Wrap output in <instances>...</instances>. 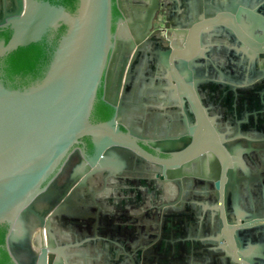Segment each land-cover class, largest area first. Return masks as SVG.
<instances>
[{
  "label": "water",
  "instance_id": "obj_1",
  "mask_svg": "<svg viewBox=\"0 0 264 264\" xmlns=\"http://www.w3.org/2000/svg\"><path fill=\"white\" fill-rule=\"evenodd\" d=\"M144 2L134 1L140 15L134 14L138 20L130 23L129 35L121 0L116 3L122 17L116 21L115 0H0V264H98L109 256L138 264L130 253L97 250L109 245L105 227L113 230V223L124 219L142 225L128 226L126 236L114 239L145 246L142 264H212V259L219 264L225 251L243 264H264V224L247 228L264 221V158L261 152L246 160L253 148L264 149V119L258 116L260 124L241 129L217 99L216 87L224 84L202 80L214 73L204 74L190 47L201 26H211L199 34L203 45L206 34L230 30L215 28L219 18L195 24L190 19L185 30H173L172 38L165 33L157 44L150 33L162 0ZM170 8H164V21ZM253 18L263 26L259 48L248 46L242 59L233 58L237 72L225 68L233 83L263 76L264 22ZM142 20L140 33L136 23ZM184 36L189 54L180 49ZM217 49L202 55L226 56L227 49ZM250 69L245 79L242 73ZM100 88L115 110L112 118L95 108ZM261 89L264 80L255 88ZM240 96L250 99L249 112L256 111L252 102L264 109L258 94ZM193 115L200 126L193 127ZM180 185L204 192L184 196L193 202L188 210H167L157 238L165 190L173 189L169 202L174 203ZM198 201L215 208L204 213L205 245L195 239L198 211L202 214ZM142 208L141 216H131ZM172 219L178 222L173 235L167 221ZM176 239L182 241L171 244Z\"/></svg>",
  "mask_w": 264,
  "mask_h": 264
},
{
  "label": "crops",
  "instance_id": "obj_2",
  "mask_svg": "<svg viewBox=\"0 0 264 264\" xmlns=\"http://www.w3.org/2000/svg\"><path fill=\"white\" fill-rule=\"evenodd\" d=\"M134 1H136L137 3L139 2L140 4H144V0H121V8L124 7L126 8L127 12H128V18H130V20H126V24L124 25V27L126 28V32L127 34H131V22L133 20V22L137 21L138 19H136L135 15L136 13H138L139 11H137V9H135L134 5ZM245 4H241V0H162V5H161V9L159 12H157V18L155 19L154 22V26L153 29L151 30L150 35L151 36H155L158 38L157 44H160L161 42V38L165 37L166 35L164 33H167V37L172 38V35L170 34L173 30H179L182 32L183 26L186 24V22H188L190 19H192V24L195 23H201V22H207V21H211L214 18H219V22L216 23L214 26H216L215 28H220V29H228L230 31L219 34L216 37H212L211 35H205L204 37V45L201 44V39L199 37L200 32H202L203 30H207L209 28H211L210 25H206V26H201L200 29L194 33V36L191 39L190 42V47L191 50H193V52H195V60L198 61H202L203 63V70H204V74H209V73H214V77L213 78H209V76L205 75L202 80H206V81H212L215 82L216 84H224V88H218L216 87V91H220L219 92V96H218V101L220 104H223L225 107H227V111L231 114H233V116L235 117L236 121L239 124V127L242 129L244 125H248V126H254L258 124H260L259 119L262 117L264 119V109H257L259 107L256 106V104H254V102L251 103V106H255L256 107V111L254 112H249L247 110V107L250 105L249 102V98H245L242 101L239 99L241 98V94H247L249 95H257L259 96V98L261 97V102L264 105V89H261L262 91H256L255 88L260 84V82L262 80H264V67H261L260 70L263 72V76L261 77H257L255 78L253 81L251 82H244V83H233L231 82L229 79L231 77L235 78L234 76H232L231 74L227 73V71L225 70V68L228 69H232L233 72H237L236 69L234 67H232L234 64H238L239 62L234 60V57H238L240 59H242L243 56L246 55V49L248 48V46H250L252 48V50L256 51V48H259L258 46V36L263 34V26L261 24H258L257 22H255V19L253 18V16L255 15L258 18V21H260V19H262V21L264 22V0H259V2H257V0H244ZM165 6H170V10H168V15H169V20H167V24L165 27H167L166 30H164V26L163 24L165 23L163 16H164V8ZM236 6L238 9L233 12V7ZM115 7L119 12V17H122L121 11L117 6L116 0H115ZM241 10H247L248 14L244 15V13L242 14ZM142 15L146 14V10H142ZM162 13V14H161ZM209 14H213V16H210ZM253 14V15H250ZM140 15V12H139ZM189 15L190 18H189ZM188 17V18H187ZM145 21L142 20V22H137V28H139V32L143 33L144 30V26H145ZM169 25V26H168ZM163 28V29H162ZM164 30L166 32L162 33L161 31ZM186 37H180V41H181V47L180 49L182 51H184L186 54H189V51L187 50L186 47ZM146 40V39H145ZM144 42V41H143ZM120 49L123 50L124 46H125V41L123 39L120 40ZM143 43H141L142 45ZM165 44V43H163ZM137 46V45H135ZM218 48V49H217ZM214 49L217 50H224L227 49L228 51L224 52L226 54V57L224 54H214L210 57H205V54L207 53L209 50L212 51ZM238 53V56H235V53ZM230 53V54H229ZM193 58V59H194ZM230 59V60H229ZM119 58L117 59L116 62H118ZM246 66V65H245ZM248 66V64H247ZM249 67H251V65L249 64ZM252 72V69L244 71L243 77L246 79L247 77H249ZM216 75V77H215ZM228 78V79H225ZM174 86V83H171ZM232 85L230 88L227 86ZM179 89V88H178ZM243 89L241 92L239 90ZM176 90V88H175ZM260 92V93H259ZM218 94H216L217 96ZM241 101V103H240ZM167 102V101H166ZM240 103V104H239ZM167 104V103H166ZM250 106V107H251ZM218 108V107H217ZM260 110V111H258ZM243 114V119L239 120L238 116L239 114ZM258 113V114H257ZM130 116V115H129ZM260 118H259V117ZM253 118V122H251V119ZM259 118V119H258ZM185 120L187 122V126L189 124L188 122V116H185ZM193 127H197L200 126L201 120L200 117L197 115H193ZM258 120V121H257ZM262 122V121H261ZM253 123V124H252ZM189 127V126H188ZM244 139L247 142L252 141V143L255 142V144H257V142H259L258 140H253L252 137H244ZM264 140V139H263ZM248 148H252V145L247 146ZM249 151V150H248ZM252 151V152H251ZM262 152V158H264V149L261 151L258 148H253V150H250V152L248 153L249 157H247V161L248 163L250 161H252L253 159H256L253 154H259ZM205 154H208L207 152ZM249 158V159H248ZM257 165V164H256ZM256 170H258L257 166H255ZM255 168H249V170L254 171ZM244 169V171H246V168H242V170ZM207 172H209V170L207 169ZM198 178V177H197ZM199 179V178H198ZM197 179V180H198ZM205 180H208L205 178ZM192 185V184H189ZM247 185L249 186V189H254V186L249 184V182L247 183ZM182 188V189H181ZM180 189H181V197L183 198H176L175 197V202L174 203H170V197L174 194V191L172 188L168 187L167 190H165V197L168 199L167 201H163V203L160 205V214H159V223L155 222V226L157 225L159 228V232L158 237L160 238L162 237V228H163V223L164 222V216L170 215L169 212H167V210L171 209V210H177V211H184V210H188L187 204L188 203H193L192 201H188L184 199V196H186L189 192H204L201 189H192V188H184L182 185H180ZM261 189L264 191V184H261ZM155 192H157L156 188H155ZM264 196V194H263ZM236 197V196H235ZM197 204H199V206L202 207V209H200V211L202 212L199 213L198 211V217H195L198 219V235L197 238H195L197 241H199V243L201 244H207V238L204 236L202 230V222H205V218H204V213H206L205 211L208 210H214V206H209L206 203H203L202 201H198ZM156 210V207H155ZM215 211V210H214ZM144 213V208H142V212H139L138 215L141 216ZM135 215H131L134 216L136 218L137 214L134 213ZM171 216H180V214H171ZM190 216V219H189ZM192 214H187L188 219V229L193 228L192 225V220L191 217ZM196 216V215H195ZM125 218V217H124ZM130 218V217H129ZM119 219V218H118ZM156 219V218H155ZM240 220V219H239ZM250 220V219H249ZM124 222H115L114 224V228L113 230L110 229L109 225L106 226L105 228V235L103 236L104 238V243L105 241H109V245H107L106 247H100L97 248V250H99L102 253H108V254H117L118 251H120L118 253L117 256H121L123 254H129V257L133 258L135 257V259H138V261L140 262L139 264L143 263V256L146 254L144 252V248L145 246H139V244L137 245L138 247L133 246L132 247V243L127 239H123V243L122 244H117L118 242L115 241L114 237L116 236V238H121L122 235H127V231H128V226H141V222L139 223H130L125 221V219L123 220ZM171 222L170 225V231L169 234L173 235L174 233V224H178L177 221L175 220H167ZM212 223V221H210ZM264 224V221H257V222H253L250 223L248 225L247 228H252V227H257L259 225ZM106 232L107 234H110L111 236L108 237V235L106 236ZM135 235L137 236V230L134 232ZM125 238V237H123ZM159 239L155 240V248L157 245V241ZM189 242L192 240L187 239ZM178 241H182V239H176L175 241H171V244H174L175 242ZM251 241V240H250ZM169 242V241H167ZM112 244L114 246H112ZM153 245H151V247L154 246V243H152ZM169 244V243H168ZM120 248V250L117 249ZM128 246H130V249H126L128 248ZM132 247V248H131ZM147 248V247H146ZM193 247H191V250L193 252ZM143 250V251H142ZM200 252L201 251H206L205 249H199ZM130 251V252H128ZM239 251V250H238ZM171 252L173 253V248L171 250ZM149 253V252H148ZM150 254V253H149ZM151 256H154L153 253H151ZM157 255L155 254V257ZM224 258L220 259L219 264H235V262H238V264H243L241 262L238 261V259H236V256H230L229 253L227 251H225V253L223 254ZM239 256L244 258L246 255L243 253L241 254L239 252ZM231 257V260L226 263L225 259H228ZM108 261H104L105 259L101 258V261L99 260L98 264H133L129 261H119L118 259H115L113 256H109L107 257ZM215 258V256H214ZM233 258V259H232ZM252 259V258H251ZM216 259H212L210 263L212 264H216ZM135 263V262H134ZM137 263V262H136ZM203 264H209L208 262H204ZM254 264V263H253Z\"/></svg>",
  "mask_w": 264,
  "mask_h": 264
},
{
  "label": "trees",
  "instance_id": "obj_3",
  "mask_svg": "<svg viewBox=\"0 0 264 264\" xmlns=\"http://www.w3.org/2000/svg\"><path fill=\"white\" fill-rule=\"evenodd\" d=\"M113 16H114V21H116V19L119 18V12H118V10L116 9L115 6H114V9H113ZM102 95H103V90H102V88H100L99 91H98L97 100H96V103H95V108L99 112H101V113H103L105 115H108V116H110L112 118L113 115H114L115 110H114V108L111 105H109L108 103H106L102 99Z\"/></svg>",
  "mask_w": 264,
  "mask_h": 264
},
{
  "label": "flooded vegetation",
  "instance_id": "obj_4",
  "mask_svg": "<svg viewBox=\"0 0 264 264\" xmlns=\"http://www.w3.org/2000/svg\"><path fill=\"white\" fill-rule=\"evenodd\" d=\"M166 24H167V21L165 20V23L163 24V28H164V30H166L167 29V27H165L166 26ZM169 26V25H168ZM162 28V29H163ZM162 32V31H161ZM164 32V31H163ZM165 34V33H164ZM102 98H103V95H102ZM143 145V147H145L146 149H148V150H150L148 147H146L144 144H142ZM151 152H153V153H155L154 151H152V150H150ZM163 156H167V155H163ZM118 205V204H117ZM123 206H124V204H123ZM120 212L121 213H123V214H125L126 212H124V211H122L121 209H120ZM128 213H126V215H127ZM131 214V213H130ZM137 215H138V213H136ZM131 215H135L134 213H132ZM128 216V215H127ZM125 217V218H129V217ZM130 216V215H129ZM134 217V216H133ZM137 217V216H136ZM124 236H126V235H124ZM126 238V237H125ZM128 247H130V246H128ZM143 251V250H142ZM138 264L140 263L139 261H136Z\"/></svg>",
  "mask_w": 264,
  "mask_h": 264
},
{
  "label": "rangeland",
  "instance_id": "obj_5",
  "mask_svg": "<svg viewBox=\"0 0 264 264\" xmlns=\"http://www.w3.org/2000/svg\"><path fill=\"white\" fill-rule=\"evenodd\" d=\"M162 14V13H161Z\"/></svg>",
  "mask_w": 264,
  "mask_h": 264
}]
</instances>
